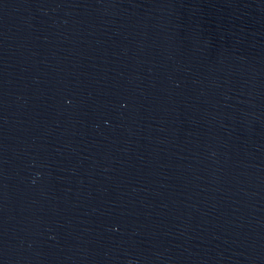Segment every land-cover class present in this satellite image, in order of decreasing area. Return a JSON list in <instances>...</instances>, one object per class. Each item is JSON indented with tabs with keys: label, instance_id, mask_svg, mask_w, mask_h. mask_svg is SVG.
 I'll return each mask as SVG.
<instances>
[{
	"label": "water",
	"instance_id": "obj_1",
	"mask_svg": "<svg viewBox=\"0 0 264 264\" xmlns=\"http://www.w3.org/2000/svg\"><path fill=\"white\" fill-rule=\"evenodd\" d=\"M0 264H264V0H0Z\"/></svg>",
	"mask_w": 264,
	"mask_h": 264
}]
</instances>
